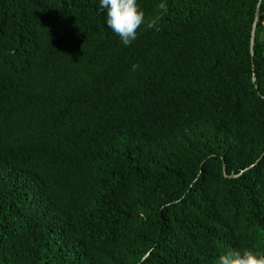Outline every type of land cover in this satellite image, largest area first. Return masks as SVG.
<instances>
[{
  "label": "trees",
  "instance_id": "16d2710c",
  "mask_svg": "<svg viewBox=\"0 0 264 264\" xmlns=\"http://www.w3.org/2000/svg\"><path fill=\"white\" fill-rule=\"evenodd\" d=\"M160 2L0 0V264L264 252V0Z\"/></svg>",
  "mask_w": 264,
  "mask_h": 264
},
{
  "label": "clouds",
  "instance_id": "9594fccd",
  "mask_svg": "<svg viewBox=\"0 0 264 264\" xmlns=\"http://www.w3.org/2000/svg\"><path fill=\"white\" fill-rule=\"evenodd\" d=\"M166 12V4L161 0L157 5ZM98 9L105 15V25L120 40L123 46H129L137 38V29L142 25L151 28L152 22L146 21L145 12L138 0H99ZM138 66L133 65L135 70ZM217 264H264V252L252 249L227 251L220 255Z\"/></svg>",
  "mask_w": 264,
  "mask_h": 264
},
{
  "label": "water",
  "instance_id": "95a60500",
  "mask_svg": "<svg viewBox=\"0 0 264 264\" xmlns=\"http://www.w3.org/2000/svg\"><path fill=\"white\" fill-rule=\"evenodd\" d=\"M259 13H260V3H259L257 10H256V20H255L253 31H252V40H251V53H252V55H254L253 53H254V44H255V36H256V27H257V21H258ZM255 80H256V78L254 76L253 81L255 82Z\"/></svg>",
  "mask_w": 264,
  "mask_h": 264
},
{
  "label": "rangeland",
  "instance_id": "374dc122",
  "mask_svg": "<svg viewBox=\"0 0 264 264\" xmlns=\"http://www.w3.org/2000/svg\"><path fill=\"white\" fill-rule=\"evenodd\" d=\"M263 35H264V33H263Z\"/></svg>",
  "mask_w": 264,
  "mask_h": 264
}]
</instances>
